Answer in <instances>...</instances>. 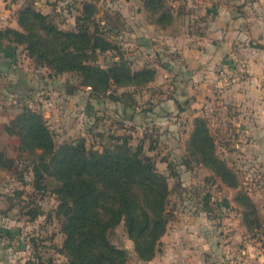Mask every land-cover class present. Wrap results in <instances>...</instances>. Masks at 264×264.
<instances>
[{"label":"rangeland","instance_id":"rangeland-1","mask_svg":"<svg viewBox=\"0 0 264 264\" xmlns=\"http://www.w3.org/2000/svg\"><path fill=\"white\" fill-rule=\"evenodd\" d=\"M165 1L173 15L166 29L151 22L143 0H35L34 7L62 30H74L84 4H91L95 13L90 29L96 27L114 46L107 52L97 51L95 64L106 68L121 61L132 71L154 70L149 83L113 85L110 94L93 97L89 88L81 85L77 74L52 73L30 58L25 45L18 43L16 31H22L17 23L18 12L30 1L0 0V31L7 34L0 40V57L10 58L11 68L10 74L0 70V151L15 165L10 171L0 168L6 172L0 175V264H65L72 259L69 253L60 251L63 234L55 213L58 205L55 190L59 183L42 172L37 189L32 168L38 163L40 150L34 153L19 150V137L9 136L5 130L23 107L43 117L56 146L84 140L87 149L100 152L127 139L132 150L140 148L166 177L170 220L155 257L148 262L140 260L123 223L114 229L112 242L128 254L125 264H158L154 259L167 257L174 242L169 245L161 241L162 237L173 229L176 221H184L187 216L208 219L205 232L194 234L210 245L207 262L229 264L227 247L232 243V227L227 222L241 209L234 202L236 191L188 154L187 140L197 114L191 106L194 89L190 93L180 82L190 67L182 55V47L193 43L187 39L188 35H195L196 26L192 22L196 16L200 17L204 5L214 0ZM182 96L188 97V101H182ZM198 117L207 121L218 155L235 172L241 191L251 196L258 212L264 210V181L248 176L242 167L231 165L234 162L242 165L244 157L241 152H233L229 128L220 127L211 118ZM34 211L38 216L33 220L30 212ZM262 231L246 235L264 245ZM182 238V235L178 238L181 243ZM235 247H239L235 253L241 254L242 245Z\"/></svg>","mask_w":264,"mask_h":264},{"label":"trees","instance_id":"trees-1","mask_svg":"<svg viewBox=\"0 0 264 264\" xmlns=\"http://www.w3.org/2000/svg\"><path fill=\"white\" fill-rule=\"evenodd\" d=\"M29 1L18 12L17 23L22 31L16 34L18 43L25 45L28 56L37 64L54 74H77L93 97L110 94L113 85L137 86L153 80L154 70L149 68L132 71L121 61L106 68L95 64L97 51L107 52L114 46L96 27L90 29L95 13L91 4H84L74 30H62L34 7L35 0ZM142 4L155 25L166 29L172 23V8L165 0H143ZM6 35L0 31V40ZM5 130L9 136L19 137V150H40L38 163L32 168L37 189L42 172L59 183L55 213L63 234L60 251L72 257L65 264H125L127 252L112 242L120 223L140 260L148 262L155 257L170 220L166 209L170 191L166 177L140 148L132 150L127 139L100 152L87 149L84 140L56 146L43 117L28 107H23ZM186 148L195 163L236 191L234 202L241 209L247 232L261 231L255 203L241 191L235 172L218 155L204 118L194 119ZM14 167V162L0 151V168L10 171ZM30 215L34 220L38 212Z\"/></svg>","mask_w":264,"mask_h":264},{"label":"crops","instance_id":"crops-1","mask_svg":"<svg viewBox=\"0 0 264 264\" xmlns=\"http://www.w3.org/2000/svg\"><path fill=\"white\" fill-rule=\"evenodd\" d=\"M199 15L201 18L196 16L192 22L196 26L195 35L187 37L193 43L182 47V55L190 67L180 82L190 93L194 89L191 106L197 117L211 118V122L229 128L233 152H241L244 157L242 165L235 162L231 165L242 167L248 176L264 181V95L259 89V76L264 71V0L209 1ZM4 57H0V70L10 74V58ZM222 73L234 78V83L223 90L218 88ZM181 99L188 101V97ZM5 173L0 169V175ZM261 215L264 210L259 212L263 233ZM175 223L161 240L169 245L174 241L173 248L167 250V257L155 258L156 263L209 264L210 245L194 235L205 232L208 219L187 216ZM227 223L232 227V243L227 247L229 264H264V245L246 235L242 214L239 212ZM261 237L264 239V234ZM236 244L242 245L239 256L235 253L239 248Z\"/></svg>","mask_w":264,"mask_h":264},{"label":"built area","instance_id":"built-area-1","mask_svg":"<svg viewBox=\"0 0 264 264\" xmlns=\"http://www.w3.org/2000/svg\"><path fill=\"white\" fill-rule=\"evenodd\" d=\"M234 83V78L230 74L222 73L219 75V89H227ZM259 89L264 95V71L259 76Z\"/></svg>","mask_w":264,"mask_h":264}]
</instances>
